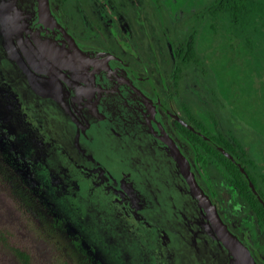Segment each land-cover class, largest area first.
I'll use <instances>...</instances> for the list:
<instances>
[{
    "label": "flooded vegetation",
    "instance_id": "af4514ba",
    "mask_svg": "<svg viewBox=\"0 0 264 264\" xmlns=\"http://www.w3.org/2000/svg\"><path fill=\"white\" fill-rule=\"evenodd\" d=\"M47 2L0 0V232L10 246L42 247L54 264H248L219 218L264 264L234 167L195 149L204 139L244 169L204 134V92L172 80L170 6L159 23L157 0ZM7 252L0 245V264Z\"/></svg>",
    "mask_w": 264,
    "mask_h": 264
},
{
    "label": "trees",
    "instance_id": "16d2710c",
    "mask_svg": "<svg viewBox=\"0 0 264 264\" xmlns=\"http://www.w3.org/2000/svg\"><path fill=\"white\" fill-rule=\"evenodd\" d=\"M165 1L164 4L161 3V6L159 2H156L159 5V9L170 6L173 2L178 3L177 0ZM158 14L157 20L159 23L168 21L169 12L158 11ZM188 15L193 17L191 30L173 27L174 21L179 23L181 16ZM202 31H204L206 39L212 40V45L224 36V38L229 40L228 44H231L229 48H235L236 38L241 39L238 44L241 43L244 49H247V51L249 49L251 52L250 57L244 55L247 57L245 58L247 63L246 70L251 69V67L253 68V64L257 68L264 60V53L257 52L255 48V46H264V0H212L209 4L200 6L198 9L185 3L180 5L176 14L170 10V43L173 47L174 56H176L175 74L172 80H174L177 87L183 82V79L190 78V80H186L187 83L193 79L197 84L198 90L202 93L204 92L201 96L205 97V103L208 107L201 109L208 118L206 120L201 119L200 124L206 128L205 131L203 130L204 134L210 138L211 143H216L226 152L233 153L238 163L247 172L248 178L208 141L200 139L194 143L195 149L200 151V155L204 160L211 161L216 168L223 165L234 167L235 173H232L229 178L230 182L236 187V195L240 198L241 202L253 212L258 229L264 233V154L259 158L253 155L254 152H264V69L256 74L258 80L248 81V87L252 86L249 90V94L252 97L248 100L251 110L249 113L250 125L254 126L259 139L258 144H254L253 147L247 124L242 123L244 127L242 126L241 133L235 132L232 124H229L226 129L221 124L220 114L224 106L222 104L221 108L219 104L220 102H230L232 95L224 93L223 97L226 96V98H221L220 95L214 92L215 85L206 88L204 77L215 79L216 66L212 61L205 68L199 67L209 64L208 60L201 59L202 56L197 46L198 38H200L199 34ZM216 45L212 46L214 49L212 53L216 54L218 51L220 56L223 52L217 49ZM224 55L232 57L231 55L233 54L224 53ZM252 70L253 72L250 73L248 70V74H253L252 77L254 76L255 78V71L254 69ZM208 72L212 75H209ZM245 95L246 93L241 94V98L244 100ZM245 102H243L244 107H246ZM186 110L190 113L191 109L187 106ZM248 181L252 182L254 190ZM33 227L35 228V225ZM36 230L40 231L39 228ZM41 232L45 240H51V243L55 241L53 239L55 235L54 230L50 229ZM0 245L5 246L8 251L5 254L8 256V264H13L11 257H15L19 261V264L34 263L30 254L10 246L6 236L2 232H0Z\"/></svg>",
    "mask_w": 264,
    "mask_h": 264
},
{
    "label": "rangeland",
    "instance_id": "374dc122",
    "mask_svg": "<svg viewBox=\"0 0 264 264\" xmlns=\"http://www.w3.org/2000/svg\"><path fill=\"white\" fill-rule=\"evenodd\" d=\"M149 1H156V0H149ZM175 1V0H174ZM178 3H171L170 4V10H172V13L176 14V11L179 9L180 5H183L187 3V5L193 6L195 9H198L200 6H204L206 4H209L212 0H177ZM158 2L164 4L166 2L165 0H158ZM165 6V5H164ZM158 11L165 12L166 7H163L161 9L157 8ZM175 16V15H173ZM193 24V17L191 15L188 16H181V19L179 20V23L177 21H174L173 27H182L187 28L188 30L192 29ZM204 31H202L198 38V49L201 54L202 60H208V65H201L200 68H205L211 64L213 61L216 66V77L215 79L211 77H204V82L206 84V88L211 85H215L214 92L217 95H220L221 98H226V96L223 97L224 93H230L231 101L229 102H220V106L223 108L221 110L220 119L221 124L224 125V129L228 127L229 124H232V127L234 128L235 132L241 133L242 128L244 125L242 123H245L248 125L249 132L251 134L250 138L252 141V146L254 147V144H258V135L254 129V126L250 125V105L248 104V100L250 97H252L249 94V90L252 87H248V81H254L255 79L258 80L257 73H260L263 71L264 67V60L261 65H258L257 68H255V65L253 64V68L246 70V59L244 55H248L250 57L251 52L247 51V49L243 48V45L238 44V42L241 41V39L236 38V45L235 48H232L229 46L231 44H228L229 40L227 38H224L222 36L217 41L214 42L212 45V40L206 39V35H204ZM217 44V45H216ZM217 49H220L221 52H223L222 55L219 56V52L217 51L216 54H213L212 51L214 50L212 46H215ZM256 51L260 53H264V46L256 47ZM229 49V50H228ZM224 53L233 54L232 57H227L224 55ZM261 66V67H260ZM255 71V78L252 77L253 74H248ZM252 70V71H251ZM201 71V70H200ZM209 75H212L210 72H208ZM206 78V79H205ZM202 81V83L204 84ZM259 82V81H258ZM195 83V82H194ZM257 83V82H256ZM258 85V84H257ZM246 93L245 100L241 98V94ZM246 101V102H245ZM243 102L246 103V107H244ZM241 124V125H240ZM243 126V127H242ZM264 141V139H263ZM253 153V152H251ZM264 154V152H254L253 155H256L258 158ZM19 216V224H25L28 228H31L29 222L26 220L25 215H21L18 213ZM17 221V222H18ZM33 224L35 225L36 222L33 220ZM4 226L9 228L13 231L15 229L12 227L9 223L5 222ZM24 233H27V230H24L22 227H20ZM14 234V233H13ZM16 237V235L14 234ZM21 237V236H20ZM22 239V237H21ZM36 240L35 237L32 235H29L27 241ZM26 241V242H27ZM34 248V247H33ZM31 256L33 257V264H52L53 259H55L54 252H46L42 247L41 250H33L30 251ZM51 261V262H50ZM63 264V261H60Z\"/></svg>",
    "mask_w": 264,
    "mask_h": 264
},
{
    "label": "water",
    "instance_id": "95a60500",
    "mask_svg": "<svg viewBox=\"0 0 264 264\" xmlns=\"http://www.w3.org/2000/svg\"><path fill=\"white\" fill-rule=\"evenodd\" d=\"M41 2H42V5H41V8H40V11H42V10H48V2H47V0H40ZM44 18V17H43ZM16 19L17 20H15L14 22L15 23H17L18 22V18L16 17ZM6 25V27H7V23L5 24ZM11 28V27H10ZM10 28L8 27V28H6V30H10ZM15 28L16 29H19L17 26H15ZM15 28H13V29H15ZM15 29V30H16ZM71 56H74V55H71ZM66 60L67 61H69L70 63H71V65H70V69L69 70H72L73 68L72 67H76V66H74L75 65V63H76V58H74V59H72L71 57H68V58H66ZM48 61H46V63H47ZM72 63L74 64V65H72ZM76 69H78L77 67H76ZM172 148H173V150L174 151H177L176 152V154L178 155V157H181L183 160H184V158H183V156H182V154L179 152V150H178V148H177V146L176 145H173L172 146ZM241 171L242 172H244V169H242L241 168ZM191 182V181H190ZM249 182V185L251 186V188L254 190V186H253V184H252V182H250V181H248ZM191 186H192V188H193V190H194V192L195 193H198L200 196H198V197H201V198H199L200 200H201V203H202V205L203 206H205V205H208V206H210V203H209V201H208V198H207V196L201 191V189H199V187L196 185V183L194 182V180H193V182H191ZM202 198H204V199H202ZM216 217H217V215H216ZM215 218V217H214ZM216 220H217V223H219V224H221L220 225V227H221V232H223L227 237H229V239L230 240H228V244L227 245H229L230 243H234V244H236L239 248H238V250H240V252H242V256H243V258H244V260H245V263L247 262L248 264L250 263V264H256V262H255V260H254V258L250 255V251L240 242V241H238L237 240V238L235 237V236H233L229 231H228V229L225 227V225L221 222V220L218 218H215Z\"/></svg>",
    "mask_w": 264,
    "mask_h": 264
},
{
    "label": "bare ground",
    "instance_id": "6f19581e",
    "mask_svg": "<svg viewBox=\"0 0 264 264\" xmlns=\"http://www.w3.org/2000/svg\"><path fill=\"white\" fill-rule=\"evenodd\" d=\"M164 160H165V159H164ZM162 163L164 164V162H162ZM163 167H164V165H163ZM166 169H167V168H166ZM167 170H168V169H167ZM166 175H168V174H166ZM164 176H165V175H164ZM164 176H163V177H164ZM191 241H192V240H191Z\"/></svg>",
    "mask_w": 264,
    "mask_h": 264
}]
</instances>
